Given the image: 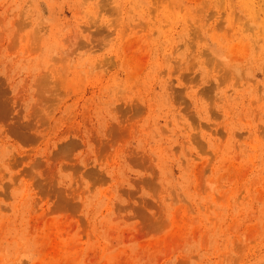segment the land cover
<instances>
[{
	"label": "rangeland",
	"instance_id": "1",
	"mask_svg": "<svg viewBox=\"0 0 264 264\" xmlns=\"http://www.w3.org/2000/svg\"><path fill=\"white\" fill-rule=\"evenodd\" d=\"M0 264H264V0H0Z\"/></svg>",
	"mask_w": 264,
	"mask_h": 264
}]
</instances>
